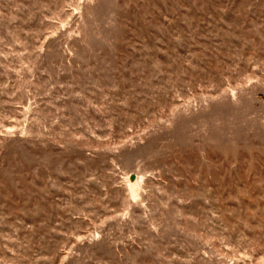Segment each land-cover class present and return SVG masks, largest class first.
<instances>
[{
  "label": "rangeland",
  "instance_id": "rangeland-1",
  "mask_svg": "<svg viewBox=\"0 0 264 264\" xmlns=\"http://www.w3.org/2000/svg\"><path fill=\"white\" fill-rule=\"evenodd\" d=\"M0 264H264V0H0Z\"/></svg>",
  "mask_w": 264,
  "mask_h": 264
}]
</instances>
